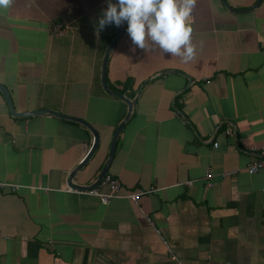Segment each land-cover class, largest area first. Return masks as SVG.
<instances>
[{
  "label": "crops",
  "instance_id": "0c3cea01",
  "mask_svg": "<svg viewBox=\"0 0 264 264\" xmlns=\"http://www.w3.org/2000/svg\"><path fill=\"white\" fill-rule=\"evenodd\" d=\"M224 2L197 0L192 62L158 47L131 51L126 23L111 45L107 88L139 92L106 172L120 188L106 203L66 184L90 132L49 114L13 116L0 92V264H264V166L246 171L264 145V0ZM106 7L13 0L0 9V85L13 109H51L98 131L79 186L96 178L126 111L100 85L118 29L97 30Z\"/></svg>",
  "mask_w": 264,
  "mask_h": 264
},
{
  "label": "clouds",
  "instance_id": "9594fccd",
  "mask_svg": "<svg viewBox=\"0 0 264 264\" xmlns=\"http://www.w3.org/2000/svg\"><path fill=\"white\" fill-rule=\"evenodd\" d=\"M13 0H0V9H7ZM197 0H107V7L98 18V31L106 26L117 28L126 22L132 45L147 52L158 47L164 54L178 57L183 63L196 59L193 43V10ZM150 42V43H149Z\"/></svg>",
  "mask_w": 264,
  "mask_h": 264
},
{
  "label": "water",
  "instance_id": "95a60500",
  "mask_svg": "<svg viewBox=\"0 0 264 264\" xmlns=\"http://www.w3.org/2000/svg\"><path fill=\"white\" fill-rule=\"evenodd\" d=\"M222 2L224 4V6H226L227 8H229L227 6V4L224 2V0H222ZM256 2L254 3V5L256 4ZM247 9H251V8H247ZM125 23L122 24L120 27H118L117 32L115 33V35L113 36V38L111 39V41L108 43V45L106 46V48H105V50H104V52L102 54V58H101V62H100V74H99V78H100V85H101L102 89L106 93L111 94V95H114L119 100H121L122 102H124L125 105H126V111H125V114H124L122 120L115 127V129H114V131H113V133L111 135V138H110V141H109L108 150H107V155H106V159L104 161V164L101 167V169H100L99 173L97 174L96 178L90 184L80 185L79 186L78 184L72 183V180H73V177H74L75 173L79 170V168L83 165V163L85 161H87L89 159V157L92 155V153L96 150L97 145H98V142H99V134H98V131L93 126H91L88 122H86L84 119H82V118H77V117H73V116H67V115H64V114H62L60 112L51 110V109L41 108V109H36V110H31V111H20V112H16L13 109V106L11 104V100H10V97H9V94H8L7 90L3 86L0 85V92L3 95L4 101L7 104V107H8L9 112L13 116H29V115L49 114V115L56 116V117H59V118H64V119H68V120H72V121L78 122L79 124L83 125L90 132L91 137H92L91 144H90L89 148L87 149V151H86L85 155L83 156V158L77 164V166H75V168H73L69 172L68 177H67V180H66V184L68 186H71L72 188H78V189H81V190L88 189V188H91V187L96 186L100 182V180L102 179V177L107 172L108 165H109V163L111 161V158L113 156V152H114V148H115V144H116L117 137H118V135H119L122 127L124 126L125 122L129 119V117H130V115L132 114V111H133V103H134V101L136 99V96H137L139 90L134 94V96L132 98H128V97L124 96L123 94H121V93H119L117 91H111V90H109L107 88L106 83H105V63H106L107 54H108V51H109L111 45L119 37L120 32L123 29Z\"/></svg>",
  "mask_w": 264,
  "mask_h": 264
},
{
  "label": "built area",
  "instance_id": "2783aa9c",
  "mask_svg": "<svg viewBox=\"0 0 264 264\" xmlns=\"http://www.w3.org/2000/svg\"><path fill=\"white\" fill-rule=\"evenodd\" d=\"M49 31L52 34H62L64 32V27L58 25V24H52L49 28ZM259 155L257 157H255L254 159H252L247 165H246V171L248 173H254L257 170H259L262 166H264V145L261 147V150L259 151ZM100 183L106 184L108 187V190L106 192H99L97 190V187H91L88 189H70L74 192L77 193H85V194H90V195H96L98 196V199L100 200L101 203H106L109 198L114 197L117 195L119 188H120V182L118 179L111 177L109 174H106L102 177V179L100 180ZM5 184L0 182V187L4 186ZM12 189L14 188V186H10ZM144 191L141 190H137L134 192H131L129 194H127L126 196L132 201V202H136L137 198L143 194ZM174 258V257H173Z\"/></svg>",
  "mask_w": 264,
  "mask_h": 264
},
{
  "label": "trees",
  "instance_id": "16d2710c",
  "mask_svg": "<svg viewBox=\"0 0 264 264\" xmlns=\"http://www.w3.org/2000/svg\"><path fill=\"white\" fill-rule=\"evenodd\" d=\"M129 81H130V79H129V78H126V79L123 81V86H125L127 83H129ZM116 91L119 92V93H121V94H123V92H122L121 89H120L119 91H118V90H116ZM132 94H133V92L129 94L130 97L132 96Z\"/></svg>",
  "mask_w": 264,
  "mask_h": 264
}]
</instances>
